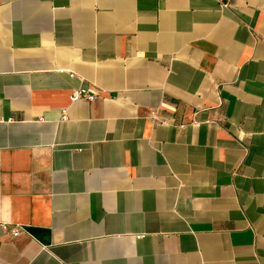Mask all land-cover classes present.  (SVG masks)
<instances>
[{"label":"crops","instance_id":"crops-1","mask_svg":"<svg viewBox=\"0 0 264 264\" xmlns=\"http://www.w3.org/2000/svg\"><path fill=\"white\" fill-rule=\"evenodd\" d=\"M0 264H264V0H0Z\"/></svg>","mask_w":264,"mask_h":264},{"label":"built area","instance_id":"built-area-1","mask_svg":"<svg viewBox=\"0 0 264 264\" xmlns=\"http://www.w3.org/2000/svg\"><path fill=\"white\" fill-rule=\"evenodd\" d=\"M71 99H72L73 101H75V100H79V99H82V100H85V101H91V100L94 99V96L91 95V94L86 93L85 91H76V92L72 95ZM3 229H6V225H3ZM10 232H11V235H12V236H16V235H18V233L20 232V228H19L18 226H14V227L11 229Z\"/></svg>","mask_w":264,"mask_h":264}]
</instances>
